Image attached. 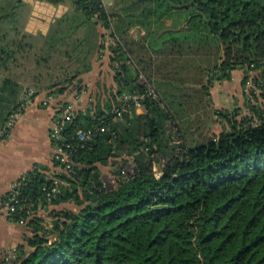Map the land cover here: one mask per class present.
Wrapping results in <instances>:
<instances>
[{"label": "trees", "instance_id": "trees-1", "mask_svg": "<svg viewBox=\"0 0 264 264\" xmlns=\"http://www.w3.org/2000/svg\"><path fill=\"white\" fill-rule=\"evenodd\" d=\"M34 1L65 9L44 35L25 31L26 0H0V119L24 88L61 97L62 112L104 49L114 75L64 120L70 168L36 165L4 196L30 232L8 264H264V0ZM236 70L261 93L245 112L215 109L210 89ZM208 107L220 132L187 138L177 117Z\"/></svg>", "mask_w": 264, "mask_h": 264}, {"label": "crops", "instance_id": "crops-1", "mask_svg": "<svg viewBox=\"0 0 264 264\" xmlns=\"http://www.w3.org/2000/svg\"><path fill=\"white\" fill-rule=\"evenodd\" d=\"M118 1L103 0V4L106 8H112ZM26 2L30 6V15L25 24V31L33 35L46 34L53 20L61 17L65 11L61 6L53 7L34 0H26ZM101 32L105 33L103 29ZM139 32L140 35L144 34L143 30L137 26L132 28L129 33L136 38L139 36ZM107 41L109 42L108 39ZM107 55L108 52L104 49L98 59L94 61L92 70L82 76L85 91L77 96L78 105L85 107L89 101L95 99V95H93L94 79H103L105 73L109 72L110 69ZM243 78V71L236 70L232 72L231 80L214 82L210 89L212 107L218 110L241 108L245 101V96L242 94ZM25 91L28 89L24 88L23 94ZM83 94L87 95L84 96ZM44 97L45 93H40L35 99L36 102L34 101L35 103L24 109L8 137L0 142V264H2L1 259L6 250L17 249V247L24 245L26 237L30 235L24 225L11 222L2 212L4 196L12 189L17 180L34 166L46 167L48 175H52L55 170L52 161L53 142L50 132L60 112L53 103L47 107L40 105L39 101ZM58 99L60 100L61 97L57 98L55 102H58ZM74 102V106H76L77 103ZM136 110L137 113H141V106ZM6 116L7 114H4V117L0 119V129ZM41 210L37 213H40Z\"/></svg>", "mask_w": 264, "mask_h": 264}, {"label": "built area", "instance_id": "built-area-1", "mask_svg": "<svg viewBox=\"0 0 264 264\" xmlns=\"http://www.w3.org/2000/svg\"><path fill=\"white\" fill-rule=\"evenodd\" d=\"M98 1H101L103 4V0H98ZM252 77H253V74L246 80V83L242 87V93L245 96L247 101H251L250 99L252 95H259L261 93V91L258 90L259 88L257 87V85L254 83ZM261 80L264 83V74L262 75ZM139 82L141 83V81ZM34 95L35 94L32 90H28L24 92L23 96L21 97L18 103V106L9 113V115L6 117L0 129V142L4 140L6 137H8L12 128L15 125L16 120L21 116L24 109L34 103L35 99L37 98V96H34ZM140 99H141L140 96L132 95L130 96V98L126 100L128 101L132 100L135 103L136 108H138L141 106L139 103ZM56 100L57 98H54L52 95L45 94V97L41 100V105L47 107V106H50L52 103H54ZM73 113H74L73 103H67L63 111L60 112L59 116L54 121V124L50 132V137L53 142L52 161L58 164L56 167H54L55 174L66 171L71 166L70 159L72 155V150H71L72 146L69 147V145L64 144V142L62 141L61 132L63 130L64 120L70 119L73 116ZM103 131H104V128L103 127L100 128V132H103ZM92 136H93L92 130L80 131L77 133L76 140L79 142L88 141L92 138ZM53 180H54L53 181L54 186H52L50 190L46 191L45 193V197L48 201H50L51 197L58 192V187H57L58 182L55 178ZM14 187H15V184L13 185L11 190H13ZM13 203H14V197L2 203V212L4 213L6 217L8 215H11V213L15 212V206ZM20 224L23 225L24 221L23 220L20 221ZM16 258H17L16 248H12V249L6 250L3 253L1 260L4 264H8L9 262H11L12 260Z\"/></svg>", "mask_w": 264, "mask_h": 264}, {"label": "rangeland", "instance_id": "rangeland-1", "mask_svg": "<svg viewBox=\"0 0 264 264\" xmlns=\"http://www.w3.org/2000/svg\"><path fill=\"white\" fill-rule=\"evenodd\" d=\"M113 75H114V72L109 69V72L105 73V76H104L103 79H96L95 78L94 79V84H93V95L96 96L101 91H104V90L107 91V89L109 87H111V85L113 84V82H112ZM139 81H141V83L145 82L143 78H140ZM88 92H89V90H88ZM90 93H91V90H90ZM86 95H84V96H86ZM74 101H76V103H77V96H75L73 94L68 95L67 97L63 98V103H66V104L67 103H73V105H74V103H75ZM39 103L41 105V101H39ZM57 103L58 102H55L53 104L56 105L55 106L56 108H59ZM79 107L82 108V107H84V105L80 106L77 103L76 106H74V110L79 108ZM241 108L243 109V112H245L244 111L246 109L245 103H242ZM208 110H210L209 107L207 109L202 108L201 110H198L197 113L195 115H193V117H191V116H188L186 118L185 117H177V121H178V123L180 125L181 132L187 138L192 140L199 133H206V132H209V131L215 132V133H219L220 132L221 124L216 120V117H214L211 114H209ZM111 168L114 169L112 166L100 167V170H101V173H102V180L105 181L108 184H112L113 183L112 182L113 174H112V169ZM124 170H125L124 172L130 173L131 172V166L130 165L126 166ZM63 207L75 209V207L73 205H67V206H65V205L63 206L62 205V206H60V208H63ZM46 213L47 212L42 209L39 214L41 216H45Z\"/></svg>", "mask_w": 264, "mask_h": 264}]
</instances>
